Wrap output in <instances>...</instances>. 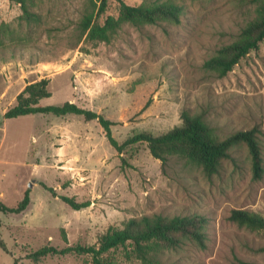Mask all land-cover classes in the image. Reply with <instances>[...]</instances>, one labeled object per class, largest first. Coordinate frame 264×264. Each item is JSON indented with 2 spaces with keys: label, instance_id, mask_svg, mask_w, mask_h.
Instances as JSON below:
<instances>
[{
  "label": "rangeland",
  "instance_id": "rangeland-1",
  "mask_svg": "<svg viewBox=\"0 0 264 264\" xmlns=\"http://www.w3.org/2000/svg\"><path fill=\"white\" fill-rule=\"evenodd\" d=\"M129 5L152 0H123ZM182 21L125 24L110 42L87 41L82 21L117 17L119 0H0V200L21 213H1L0 264H96L90 253L54 254L35 261L44 246L98 245L111 228L132 217L160 213L207 218V246L186 239L166 250L163 264H264V230L229 218L236 208L264 215V175L253 177L246 145L232 148L217 174L172 156L163 170L147 143L115 149L98 120L82 115L36 113L5 118L29 83L49 78L51 96L41 105L67 101L94 110L114 124L123 143L146 131L163 134L183 123L182 111L200 113L219 137L259 127L264 133V42L219 76L204 63L239 38L255 12L252 0H173ZM101 12V11H100ZM264 157V135L260 138ZM32 183V185H31ZM63 196L90 203L75 209ZM113 264H150L132 246L105 254Z\"/></svg>",
  "mask_w": 264,
  "mask_h": 264
},
{
  "label": "trees",
  "instance_id": "trees-1",
  "mask_svg": "<svg viewBox=\"0 0 264 264\" xmlns=\"http://www.w3.org/2000/svg\"><path fill=\"white\" fill-rule=\"evenodd\" d=\"M21 5L23 14L31 19L37 14L30 10L28 0H11ZM108 0H102L99 15L106 10ZM120 1V12L117 17L108 16L103 24L95 23L93 13H88L83 21V31L87 33L86 40L91 42H110L112 37L125 24L142 26L144 24H158L160 20H170L175 23L182 21L184 6L173 0H152L146 4L129 5ZM255 4V16L241 29L239 38L223 45L218 54L206 60L205 67L214 70L223 77L247 55L251 50L258 49L264 42V0H252ZM50 79L42 78L29 83L17 96L16 103L4 114L5 118H16L36 113H52L57 116L68 114L82 115L87 120H98L106 131V136L112 146L121 152L126 146L137 142H145L151 154L160 159L163 170L172 156H178L201 167L205 174H217L225 159L231 158L232 148L246 145L251 158L253 177L261 179L264 175V157L260 138L262 130L254 126L250 129L238 130L224 138L219 137L215 128L200 113L182 111L183 123L175 126L166 133L155 135L141 131L120 143L113 135L110 119L102 114L83 108L73 102L63 104L41 105L42 99L51 96ZM63 199L75 209L90 205L88 201L77 202L74 198L63 196ZM30 202L29 192L15 206L10 207L0 200V228L2 226L1 213H21ZM231 220L252 230H264V215L252 209L236 208L231 211ZM207 218L200 214L168 216L160 213L146 214L132 217L122 228L111 227L100 239L98 245H74L64 248L44 246L29 254L35 261L48 255L66 254L71 251L90 253L96 264H113L105 257L112 249L132 246V252L137 258L150 264H163V254L166 250L176 249L188 239L201 247L207 246L205 231ZM0 246L8 252V248L0 237ZM15 264H18L15 259ZM238 264H257L256 262L238 260Z\"/></svg>",
  "mask_w": 264,
  "mask_h": 264
},
{
  "label": "water",
  "instance_id": "water-1",
  "mask_svg": "<svg viewBox=\"0 0 264 264\" xmlns=\"http://www.w3.org/2000/svg\"><path fill=\"white\" fill-rule=\"evenodd\" d=\"M31 185H32V183H31Z\"/></svg>",
  "mask_w": 264,
  "mask_h": 264
}]
</instances>
